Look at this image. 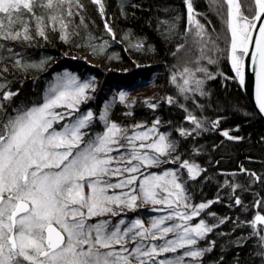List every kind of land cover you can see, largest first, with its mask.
Returning a JSON list of instances; mask_svg holds the SVG:
<instances>
[{"label":"snow or ice","instance_id":"snow-or-ice-1","mask_svg":"<svg viewBox=\"0 0 264 264\" xmlns=\"http://www.w3.org/2000/svg\"><path fill=\"white\" fill-rule=\"evenodd\" d=\"M91 2L100 6L103 16L101 0ZM184 5L187 23L182 33L177 27L181 16L159 21L160 25H166L161 33L165 39L176 34L184 41L173 56L186 48L189 36L199 51V56L190 61L195 68L186 64L182 71L171 74V82L176 84L184 101H191L203 113L212 106L207 82L217 76L228 79L222 72L209 71L201 61L218 66L220 60H227L234 79L243 87L247 60L253 66L258 114L264 116V0H251L243 5L237 0H208L206 13L197 12L193 0H184ZM84 10L81 0H0V41L27 42L31 46L36 36L47 40V29L56 31L58 24L60 39L68 42L71 34L67 29L74 23V17L79 16L80 25L87 28L81 14ZM208 13L219 21V30ZM197 17H202L203 22ZM104 29L113 41L117 40L108 19L104 20ZM130 37V33H124L119 41L129 42L125 51L129 47L140 52L146 50L142 39L133 44ZM95 39L89 34V40ZM87 46L92 48V55H97L110 45L104 40L102 44ZM46 63L47 59L28 62L22 53L0 43V264H202L199 258L212 248L197 247L199 241L231 219L210 212L208 215L217 222L208 224L200 218L194 225L190 223L220 200L218 194L216 201L195 204L189 195V180L196 181L207 169L184 158L180 141L171 139V133L159 131L158 117L146 131H138L146 127L142 123L128 128L110 119L115 97L104 104L98 117L91 110L81 111L80 105L92 98L88 91H96L94 79L81 81L65 72L49 82L38 100L15 104L14 98L20 93L9 87L7 74L43 71ZM143 66L136 64L138 68ZM178 76L182 83H178ZM148 84L145 78L120 85L117 93L120 103L131 108L132 102L127 100L130 92ZM197 97L209 103H200ZM162 100L169 105L179 103L172 96ZM145 103L153 110L158 107L157 103ZM180 106L192 126L177 129L185 139L217 130L221 120L226 119L201 118L185 105ZM124 115L133 113L127 111ZM97 120L103 125L102 130L94 127ZM220 135L229 141L243 139L230 135L229 130ZM192 154L200 152L193 149ZM169 164L178 167H161ZM153 168H160V174L147 171ZM240 174L248 177L247 186L234 182L237 173H231L232 182L224 183L230 188L229 201L247 211L236 191H248L255 183L264 186V173L257 174L241 165ZM254 203L264 208V198ZM143 205H152V211L162 205L161 210L168 211L152 218L148 226L139 218L126 219L129 212ZM232 206L230 203L229 207ZM168 221L178 222L167 224ZM233 224L234 229L240 228L245 221L237 217ZM248 224L252 229L249 237L257 238L255 255L264 264V227H258L264 226V214L256 213ZM170 233L174 238H167ZM249 237L241 236L233 243L242 247ZM160 240L164 242L153 243ZM215 243L212 240L210 245ZM179 249L184 251L177 254ZM165 253L176 255L157 259Z\"/></svg>","mask_w":264,"mask_h":264},{"label":"trees","instance_id":"trees-1","mask_svg":"<svg viewBox=\"0 0 264 264\" xmlns=\"http://www.w3.org/2000/svg\"><path fill=\"white\" fill-rule=\"evenodd\" d=\"M238 2L243 5L251 3V0H238ZM81 3L85 6V10L81 14L85 17L87 28L80 25L79 16L74 17V23L69 24L67 29L71 34L68 42L60 39L61 32L58 24L56 31H52L51 27L47 29V40L36 36L31 42V46L27 42L0 41V43H7L16 52L22 53L28 62L47 59L43 71L32 69L27 73L15 71L14 75L7 74V79L10 81L9 87L20 93L18 97L14 98L15 104H28L38 100L56 74L69 71L82 81L94 79L96 91L93 93L92 99L81 105V110H91L98 117L104 104L111 101L110 96L121 90L120 85L131 84L134 81L139 82L147 78L148 86L137 88L130 93L149 87H152L150 88L152 92L137 94L131 99H127L132 102L131 108L126 107L118 100L111 108L110 119L128 128H131L135 123H142L148 129L152 127L153 120L158 117L161 120V124L157 125L159 131L171 133V139L180 141L184 158L207 169V172L203 173L196 181L189 180L187 185L189 195L195 204L216 201L218 194L220 200L201 212L200 217L190 223L194 225L200 218H203L208 224L217 222L216 218L208 215L210 212H215L217 217H231V219L218 228H214L211 233H208L207 239L199 241L197 247L211 246L212 248L211 251L199 258L202 264H260V258L255 255L257 238L249 237L252 229L248 222L254 218L256 213L264 214V208L254 203V201L264 198V186L255 183L248 191L237 189L236 195L241 197L244 205L248 208L247 211H244L242 207H237L234 202L229 201L230 188L224 182L225 180L232 182L231 173H237L234 182L247 186L250 181L246 175L240 174L241 165L257 174L264 173V122L251 107L239 87L238 80L234 79L235 75L231 70L230 63L227 60H220L217 66L207 65L206 60L201 61V64L206 65L209 71L222 72L228 79L217 76L216 79L207 82V88L212 93V106L207 107L203 113L195 108L191 101L187 102L189 110L198 117H207L209 120L226 117L221 120L220 128L204 132L195 139L180 137L178 128L192 127L190 122L185 119L187 113L180 106L179 101V103L169 105L162 98L167 96L175 98L176 92L171 82V74L182 71L186 64L190 68H195L196 65L190 61L199 56V51L197 46L192 44V38L189 36L186 48L181 49L176 56H173L172 53L176 51L177 46L184 41L176 34H173L171 39H165L161 33L165 30L166 25H160L159 21L170 20L176 15L181 16V19L177 21V27L178 31L182 33L187 23L184 0H101L103 16L100 13V6L92 3L91 0H81ZM131 4H138L140 7L133 8ZM193 5L197 12H208V0H193ZM242 11L247 12V9L242 7ZM208 15L219 30V21L211 13ZM197 18L203 22L202 17ZM105 19H108L116 32V41H113L106 33ZM77 25L80 26L77 27ZM32 28L34 34V21ZM124 33L131 34L130 38L133 44L136 40L142 39L145 42L146 50L140 52L129 47L125 51L129 42L127 40L119 42ZM89 34L96 39L89 40ZM104 40L109 41L110 46H106L104 52L92 55L93 50L87 45L89 43L102 44ZM148 48L152 50H147ZM73 57L77 58L73 59ZM88 60H92L96 64H92ZM137 63L144 66L138 68L136 67ZM197 99L200 103H209L206 99L199 97ZM145 101L157 103L158 107L153 110ZM217 106L219 110H217ZM127 111H131L133 115L125 116L124 113ZM94 127L101 130L98 120ZM237 128L239 131H236ZM224 130H229L230 135L241 136L243 139L229 141L220 135ZM221 142L223 143L221 144ZM214 145H219V147L214 148ZM193 149H198L200 154L193 155ZM161 167L175 169L178 164ZM150 170L159 173L161 171L160 168ZM184 172L185 178H187L186 170ZM207 177H211V179H207ZM230 203L233 204L232 207H229ZM145 212L146 210L138 209L135 212H129L127 218L141 217V213L146 214ZM237 217L241 221H245V224L234 229L233 221ZM221 232L227 235H219ZM173 235H168V238L174 237ZM241 236L249 238L242 247H238L233 241ZM212 240L216 241L214 246L210 245ZM182 250L179 249L177 254ZM175 255L168 253L166 257L172 258ZM157 259H162V256Z\"/></svg>","mask_w":264,"mask_h":264},{"label":"rangeland","instance_id":"rangeland-1","mask_svg":"<svg viewBox=\"0 0 264 264\" xmlns=\"http://www.w3.org/2000/svg\"><path fill=\"white\" fill-rule=\"evenodd\" d=\"M90 63H92V64H96L94 61H92V60H88ZM65 72H69V71H64V72H61V73H58V74H56L54 77H53V79L57 76V75H59V74H62V73H65ZM178 73V72H177ZM76 76V75H75ZM53 79L51 80V81H53ZM50 81V82H51ZM82 81V80H81ZM177 81H178V83H182V81L179 79V76L177 77ZM49 84V83H48ZM48 84H47V86H46V88L48 87ZM174 85V88H175V99L177 100V101H179L180 102V105H185L186 107H187V102H185L184 101V98H183V96H181L180 94H179V90H178V88H177V86H176V84H173ZM45 88V89H46ZM150 88H152V87H149V88H146V89H143V90H138V91H136V92H132V93H130L129 95H128V97H127V99H131V97H134V95H137V94H144V93H150V92H152V90L150 89ZM88 95H90L92 98H93V92L91 91V90H89L88 91ZM114 97L116 98L115 99V102H117L119 99H118V96H117V94H112L111 96H110V102H112L113 101V99H114ZM91 98V99H92ZM90 100V99H89ZM89 100H87L86 102H88ZM86 102H84V103H86ZM83 103V104H84ZM82 105V104H81ZM81 105H80V109H81ZM82 111V110H81ZM102 128H103V125L101 124V130H102ZM147 129L146 128H142V129H139L138 131H146ZM169 165H177V164H169ZM173 169V168H172ZM147 171H151V172H153L152 170H147ZM153 173H156V174H160L159 172H153ZM118 191V190H117ZM152 205H143V206H141L139 209H141V210H143V211H145L146 210V214H144V213H141V217H136V218H139V219H141L142 221H143V223L145 224V226H148L149 225V222H150V220L152 219V218H158V217H160V216H163V215H166L167 214V211L168 210H161V209H163V206L162 205H157V206H155L156 207V211H152L151 209H152ZM126 219H128L127 217H126ZM135 219V218H134ZM174 222H178V221H168V222H166L167 224H171V223H174ZM258 227H264V226H258ZM169 235H173L172 233H170ZM174 236V235H173ZM168 238V237H167ZM171 238H174V237H171ZM164 241L162 240V241H160V242H156V241H154L153 243H157V244H162ZM184 250H182L181 252H183ZM166 255H168V253H165V254H163L162 255V259H164L165 257H166ZM172 258H174V257H172Z\"/></svg>","mask_w":264,"mask_h":264},{"label":"water","instance_id":"water-1","mask_svg":"<svg viewBox=\"0 0 264 264\" xmlns=\"http://www.w3.org/2000/svg\"><path fill=\"white\" fill-rule=\"evenodd\" d=\"M252 68L253 66L251 65V63L246 60L245 86L241 87L239 85V87L242 90L245 97L247 98L253 110L257 113L260 119L264 122V116L258 114V108L256 107V103H255V78L252 72Z\"/></svg>","mask_w":264,"mask_h":264}]
</instances>
